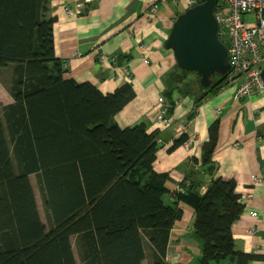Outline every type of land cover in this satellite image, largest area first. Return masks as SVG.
<instances>
[{
    "label": "trees",
    "instance_id": "16d2710c",
    "mask_svg": "<svg viewBox=\"0 0 264 264\" xmlns=\"http://www.w3.org/2000/svg\"><path fill=\"white\" fill-rule=\"evenodd\" d=\"M46 5L0 0V72L11 71L6 87L13 99L0 103V264H168L173 228L184 213L180 203L194 211L201 264L260 259L239 250L233 238L244 204L235 180L216 177L219 123L209 128L203 170L179 184L176 203L166 204L171 177L155 170L158 135L145 123L126 129L116 123L137 96L133 86L103 94L90 83L65 79L55 52L56 19H46ZM176 70L166 80L165 111H173L176 92L196 96L199 106L208 93L226 87L217 77L205 90L199 74L195 86L191 72ZM188 140L180 136L171 151ZM206 176L211 183L202 192L198 178Z\"/></svg>",
    "mask_w": 264,
    "mask_h": 264
},
{
    "label": "crops",
    "instance_id": "0c3cea01",
    "mask_svg": "<svg viewBox=\"0 0 264 264\" xmlns=\"http://www.w3.org/2000/svg\"><path fill=\"white\" fill-rule=\"evenodd\" d=\"M186 10L187 0L160 2L159 11L150 17L146 14L149 6L142 0H47L45 17L56 19L55 52L64 66L65 79L90 83L103 94H111L125 83L133 86L137 96L116 117V123L121 129L145 123L147 132L157 134L162 141L155 170L171 177L165 185L169 191L164 198L166 204L176 203L179 184L203 170L201 161L209 128L219 123L213 153L216 177L235 180L244 204L243 214L233 226V238L239 250L260 258L251 264H264V93L237 101L240 83L236 82L208 93L197 106L196 96L176 92L173 111H166L172 125L164 128L157 120L170 108V99L164 96L166 80L177 71L174 54L166 49V42L176 19ZM244 20L255 22L253 16H245ZM10 75L7 69L0 72L2 105L13 103L6 87ZM162 97L163 104L159 103ZM183 125H188L189 138L197 139L190 149L181 146L171 151ZM255 177L262 183L255 184ZM200 179L204 192L211 179ZM179 207L184 213L173 228L168 264H201V244L193 235L194 211L183 203ZM72 243L79 261L76 238Z\"/></svg>",
    "mask_w": 264,
    "mask_h": 264
},
{
    "label": "built area",
    "instance_id": "2783aa9c",
    "mask_svg": "<svg viewBox=\"0 0 264 264\" xmlns=\"http://www.w3.org/2000/svg\"><path fill=\"white\" fill-rule=\"evenodd\" d=\"M94 0H85L91 3ZM149 6L146 14L150 17L159 11L160 2L165 0H142ZM206 0H187V10L194 8ZM228 9V12H226ZM216 18L220 26L222 42L230 52L231 71L224 78V84L230 86L239 82L235 99L251 98L264 93V0H219L216 9ZM245 16H254L253 24L244 20ZM164 103V98L159 99ZM219 114L221 109H218ZM158 123L164 128L172 125V119L166 116V111L161 112L157 118ZM180 135H188V125L179 129ZM196 136L189 138L184 144L190 149ZM158 144L162 141L157 140ZM238 147L239 144H235ZM255 184H261L262 179L253 178ZM257 216V214H253Z\"/></svg>",
    "mask_w": 264,
    "mask_h": 264
},
{
    "label": "water",
    "instance_id": "95a60500",
    "mask_svg": "<svg viewBox=\"0 0 264 264\" xmlns=\"http://www.w3.org/2000/svg\"><path fill=\"white\" fill-rule=\"evenodd\" d=\"M219 0H206L178 16L166 42L178 68L201 77L200 85L209 90L217 77L231 71L230 52L222 42L216 18Z\"/></svg>",
    "mask_w": 264,
    "mask_h": 264
},
{
    "label": "rangeland",
    "instance_id": "374dc122",
    "mask_svg": "<svg viewBox=\"0 0 264 264\" xmlns=\"http://www.w3.org/2000/svg\"><path fill=\"white\" fill-rule=\"evenodd\" d=\"M226 12H228V9H226ZM191 73L192 74H190V75H193V78H194V79H191V80L195 81L196 85L195 84L194 85L197 86L198 85L197 82L199 80V77L197 76L196 73H193V72H191ZM4 141H5L6 150L8 152L9 151L8 143H7L6 139ZM8 155L10 157V153H8ZM31 179H32V182H33V185L35 187L36 194H37V199H38V204H39V209H40V212H41V216H42L43 220L46 221L45 215H44V209H43V205H42V199H41V196H40V191H39L38 183L36 181V177L32 176Z\"/></svg>",
    "mask_w": 264,
    "mask_h": 264
}]
</instances>
